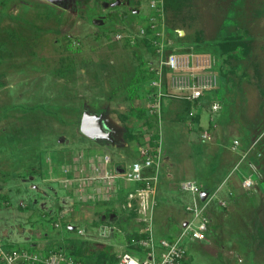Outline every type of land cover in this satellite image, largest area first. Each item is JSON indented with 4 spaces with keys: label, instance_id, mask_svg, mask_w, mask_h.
I'll return each instance as SVG.
<instances>
[{
    "label": "rangeland",
    "instance_id": "obj_1",
    "mask_svg": "<svg viewBox=\"0 0 264 264\" xmlns=\"http://www.w3.org/2000/svg\"><path fill=\"white\" fill-rule=\"evenodd\" d=\"M113 1L0 0V159H5L0 162L1 184L9 181L7 188L22 182L23 176H11L12 172L28 178L33 176L29 173L40 172L35 179L27 178L28 194L13 192V204L5 200L8 194L2 195L5 188L0 192V241L2 234L9 235L19 238L16 246L29 247L23 243L26 235L39 242L30 249L45 253L58 248L60 241L71 244L74 239L89 248L90 264H110L113 255L130 250L126 237L139 228V222L136 208L119 206L126 194L109 204L89 193L84 202L75 180L63 186L64 174L53 179L43 171L49 167L43 158L57 150L56 162L74 167L70 175L76 171L80 180L82 151L86 157H118L111 163L124 168L138 158L137 148L143 144L128 133L140 129L145 139L159 133L164 160L169 166L177 163L173 170L179 175L171 176L175 182L192 177L185 167L193 160L199 175L192 178L206 187L216 183L222 171L229 172L233 163L237 173H248L253 180L245 187L240 173L233 186L235 198L219 203L224 214L212 220L209 240L186 244L187 264H264V240L259 235L260 227L264 228V0H191V6L186 5L176 21L183 37L173 36L170 47L210 58L217 70L225 60L230 71L228 87L214 111L212 98L205 106L196 109L193 105L188 110L182 98H162V126L158 117L153 127L142 111L150 93L136 86L144 67L157 60L153 46L143 39L129 46L114 31L139 30L151 13L150 0L118 5H112ZM167 13L173 16L172 11ZM99 18L104 23L94 22ZM231 36L240 44L226 52L228 46L223 43ZM85 109L104 114L115 141L83 134L80 126ZM87 145L94 147L92 151ZM241 147L246 150L239 157L236 152ZM217 160L220 166L215 171ZM34 166L39 170H31ZM166 173L170 176L171 171ZM159 182L156 241L183 229L177 215L186 201L180 192L181 201L175 204L166 186L159 191ZM216 190L208 191L215 196ZM115 208L119 215L111 217ZM105 227L109 230L104 235L100 232ZM80 229H85L84 234Z\"/></svg>",
    "mask_w": 264,
    "mask_h": 264
},
{
    "label": "built area",
    "instance_id": "obj_2",
    "mask_svg": "<svg viewBox=\"0 0 264 264\" xmlns=\"http://www.w3.org/2000/svg\"><path fill=\"white\" fill-rule=\"evenodd\" d=\"M151 13L148 20L136 32L116 31L119 39H125L131 45L146 36L152 40V53L157 60H152L148 65L154 73L149 79V88L152 89L151 99L148 106L150 111L156 113L162 126V98L175 96L182 100L198 99L200 106H205L207 99L217 90L220 84L219 71L213 69L214 61L210 58H203L194 52H184L177 48H171L170 44L173 35L168 31V13L165 0H150ZM150 27V31L147 27ZM179 30V29H177ZM169 32L170 37H169ZM172 36V37H171ZM221 103L218 98H213L211 110H217ZM194 113V111H192ZM160 126V127H161ZM162 133V132H161ZM207 136V132L203 133ZM163 142L153 147L150 141L139 146L138 158L129 166L118 168L113 165L112 157L108 154L98 158L88 156L81 152L83 158L82 178L79 179L74 167L67 163L63 164V177L61 183L64 186L70 185L75 180V187L82 192V199L85 198L86 186L94 187L95 190L103 193L104 200L120 199L122 190L126 191V200L119 203L122 209H137L139 222V233L143 234L134 243L140 244L142 252L133 253L130 250L121 252L116 264H187L188 241H203L208 239L212 226V217L208 205L214 200V196L208 194L203 196L204 189L194 179H187L180 182V189L190 197L185 205V211L189 215L182 230L178 233L161 238L156 241L155 210L159 204L158 182L163 170ZM72 173L73 175H70ZM81 181V182H80ZM133 184L132 188H130ZM245 187L253 184L251 177L246 176L243 180ZM89 187V188H90ZM208 191V190H207ZM100 232L106 234L107 229ZM105 231V232H104ZM85 229L79 233L84 234ZM0 264H84L78 262L73 254H70L64 247L60 246L55 250L40 252L37 249H30L26 246H13L6 248L4 242L0 241Z\"/></svg>",
    "mask_w": 264,
    "mask_h": 264
},
{
    "label": "crops",
    "instance_id": "obj_3",
    "mask_svg": "<svg viewBox=\"0 0 264 264\" xmlns=\"http://www.w3.org/2000/svg\"><path fill=\"white\" fill-rule=\"evenodd\" d=\"M240 13H241V11H240ZM178 29H180V28H178ZM88 147H86V148H88V149H90L91 151H92V149L94 148V147H92L91 145H87ZM58 148H60V147H58ZM58 148H56V149H58ZM63 149L62 150H64L65 151V149H64V147H62ZM174 148H177V147H174ZM245 148V149H244ZM169 149H171V147H169ZM173 149V148H172ZM61 150V149H60ZM60 150H58V151H60ZM137 150L139 151V147L137 148ZM241 151H238V152H236V154L240 157L241 155H242V153L246 150V147H241V149H240ZM137 151V152H138ZM2 152H3V149H0V155L2 154ZM61 152V151H60ZM83 153H84V151H82ZM59 154V152L57 153V150L55 151L54 150V152H48L47 153V155H46V157H44L43 158V160L44 161H49L48 163H46V165L47 166H49L46 170H44L43 169V171H45V172H47V174H49L53 179H54V177L55 176H58V178H59V176H61V174H63V171H62V165L63 164H60V163H62L61 161L62 160H59L60 162L58 163V162H56V160H55V157L54 156H56L57 157V155ZM257 154V153H256ZM91 156V155H90ZM85 158H88V157H86L85 156ZM112 158H113V160H117V158L118 157H115V156H112ZM10 159V158H9ZM52 161H54V162H51L50 160ZM42 160V161H43ZM5 161V159H0V162H4ZM6 161H8V158L6 159ZM115 162V161H114ZM223 162V165L225 164V162L224 161H222ZM116 164H120V163H122V162H115ZM52 164H56V165H53V166H51ZM83 164V163H82ZM211 164V163H210ZM40 165H42L41 163L39 164V167H41V168H44L43 166H40ZM176 165H177V163H175L174 165H171V166H169V164H167V161H165L164 160V158H163V172H162V175H161V177H160V182H159V184H160V186H159V191H162L161 189V186L163 187V186H166V190H167V196H170V197H172L173 198V202L175 203V204H177L178 203V201H181V196H182V200H184L185 201V199H186V201L182 204V212H180L178 215H177V219L179 220L178 222H181V226H182V228L184 227V225H185V223H186V221L188 220V218H189V215L186 213V211H185V205L189 202V200H190V197L188 196V195H186V194H184V192L182 191V189H180V182L181 181H184V180H187V179H194V180H196V181H198L199 182V180H197V177H195V178H192L193 177V174H195V175H199L198 174V172H197V166H195L196 165V163H194V160L193 161H189V162H187V165H186V167H185V173H188V175L190 174V175H192V177L191 176H186V177H183V178H180V179H178V181L177 182H175L174 180H173V178L172 177H174V175L175 174H177V173H175L176 171L175 170H173V169H176ZM211 165H214V163H212ZM32 166V165H31ZM220 166V162H219V160H217L216 162H215V166H214V169H215V171H217L218 170V167ZM37 166H34V167H31L32 169L34 168L35 170H37V168H36ZM169 168L168 170H170L171 171V173H170V176L166 173V172H168V170H166V168ZM195 169H194V168ZM231 168H230V170H229V172H225L224 173V171H222L221 173H220V176L219 177H217L216 178V183H214V182H212L211 183V186H209L208 188H210V189H217L216 191H217V193H216V195L214 196L215 198V200H213L211 203H212V206H211V204H210V207H209V213H210V215H211V217H212V220L214 221L215 219H217V217L218 218H220L222 215L221 214H224V212L222 211V208L221 207H219V203L221 204V201L222 200H225V203L224 204H226V203H228L227 202V200L229 199V198H232V199H234L235 198V194H233V190L235 189L233 186H235L236 187V183L238 182V178L240 177V175L243 173V171H242V173H241V171L239 170V172L237 173V165H235L234 163L230 166ZM165 168V169H164ZM31 169V170H32ZM41 170V169H40ZM255 170H256V168H255ZM38 171V170H37ZM187 171V172H186ZM31 172V171H30ZM40 173V172H39ZM38 172H33V173H29V175H33L32 177L30 176L29 178L28 177H26V175H24V174H22V173H19V172H12L10 175L11 176H15V177H18V176H23L22 178H20V179H22V182H17V184L15 185V186H11L10 184H9V186L6 188L5 187V184H7L9 181H5V180H3V184H1V180H0V192H2V190L5 188V192H3V194L2 195H4V194H8L10 197H8L7 199H5V200H8V202H11L12 201V204H13V200H12V196H13V194L14 193H21V192H25L26 194H28V192H27V190H29L27 187H26V185H29V181H27L28 179H33L34 177L36 178V175H38L39 174ZM184 173V174H185ZM241 173V174H240ZM256 173H257V171H256ZM236 174V175H235ZM252 174V173H251ZM177 175H179V173L177 174ZM239 175V176H238ZM243 178L244 177H246V176H249L250 174H248V173H243ZM25 176V177H24ZM172 176V177H171ZM28 178V179H27ZM34 178V179H35ZM210 181V180H209ZM227 181V182H226ZM242 181H243V179H242ZM211 182V181H210ZM13 183V182H12ZM176 183V184H175ZM200 183V182H199ZM206 183H208V182H206ZM25 185V186H24ZM204 185H205V183H204ZM131 187L133 186V184H131L130 185ZM86 187H88V188H85L84 190V192H85V198L84 199H82V201H84V202H86V199H87V197L86 196H89L88 194L89 193H91L92 194V196H95L96 195V197H98V199H101V200H104V198L102 197L103 196V193L101 192V191H97V190H95V188L94 187H90V186H86ZM90 187V188H89ZM243 188V187H242ZM245 189V188H244ZM123 192L121 193V196H122V194L124 193V190H122ZM14 192V193H13ZM181 192V196H180V193ZM12 194V195H11ZM179 194V195H178ZM1 194H0V196H2ZM163 195V194H162ZM1 198V197H0ZM96 201H98V200H96ZM105 202H108L109 204L110 203H112V202H115V201H120V199H112V201H109V200H104ZM214 202H217V206H215L216 205V203L214 204ZM120 203V202H119ZM12 204H7V205H12ZM222 206V205H221ZM119 207V206H118ZM22 208V207H21ZM224 209V208H223ZM226 210V209H225ZM181 228V227H180ZM114 229H115V227H114ZM2 240H3V242H5V241H10V242H13V243H18V242H20L18 239L19 238H15V237H13V236H4L3 234H2ZM209 240V239H208ZM23 243L25 244V245H29V247H31V246H38L37 244H39V242H36V240H33V239H31L30 237H27L26 235H24V237H23ZM60 243H66L65 241H60L59 242V244ZM59 244H57V246L56 247H59L60 245ZM29 247H27V248H29ZM34 249V248H33ZM36 249V248H35ZM55 250V249H54ZM121 254V252L120 253H118V256ZM117 256V257H118Z\"/></svg>",
    "mask_w": 264,
    "mask_h": 264
},
{
    "label": "trees",
    "instance_id": "obj_4",
    "mask_svg": "<svg viewBox=\"0 0 264 264\" xmlns=\"http://www.w3.org/2000/svg\"><path fill=\"white\" fill-rule=\"evenodd\" d=\"M1 1H5V0H1ZM190 2L191 0H165V4H166V7H167V10L168 11H172L173 12V16H168V20H167V28H168V31L172 33V35L176 38V39H179L180 37H183L182 34L179 32V30H177L178 28L176 27V21L177 19H179V15H181V12H183L186 8V5L189 6L190 5ZM191 6V5H190ZM182 23V22H181ZM148 30L150 31V27L148 26L147 27ZM121 29H115L114 31H120ZM110 32V31H109ZM109 34V33H108ZM237 38V36H236ZM145 42H148V45L150 43H152V40L150 39V37L146 36L144 38H142ZM141 39V40H142ZM141 40H139L138 42L140 43ZM126 44H128L130 46V42L129 41H126L125 42ZM224 46H228L226 52L230 49H237V47H239V44H240V41L238 42L237 39H235L234 36H231L229 38L226 39V41L223 43ZM223 46V47H224ZM152 52V50H151ZM222 52V51H221ZM222 54H226L225 51L222 52ZM220 55V54H219ZM229 56V55H228ZM232 56V55H230ZM222 62L224 64H226L225 60H222ZM222 63L219 64V69H218V73H219V76L221 78L220 80V84L221 86L215 90L213 92V94L209 97L210 98H218L219 97V100L220 101H223L222 98H224V89L225 87H228V84H227V79H228V73H230L229 71V68L226 67V65H224ZM229 64V63H228ZM154 72L151 71L149 65H146L143 69V72L140 73L139 76H137V82L138 84L136 85L137 86V90H139L140 88L144 87L147 92H149L150 94L152 93V89L149 88L148 84H149V79L151 77V75L153 74ZM0 77H2L1 73H0ZM3 83H1L0 81V86L2 85ZM222 91V92H221ZM222 93V95H218L216 96L214 93ZM148 94L147 97L150 99L151 98V95ZM199 101L198 99H194V100H186L184 101V106L185 108L188 110V109H191V107L194 105V107L198 106V108L196 109H199ZM222 107H223V103H222ZM142 111H144L145 113H147V116L150 118L148 120V123H149V126H155L157 125V122H158V115L156 113H153L150 111V108L148 105L144 106ZM198 115H200L198 113ZM159 123V122H158ZM129 137L136 140L138 139L139 141L143 142V143H146L148 141H150V144L153 146V147H158L159 144H160V140L161 138L159 137V133L155 132L153 135H151V139H145L144 138V134L143 132L140 130V129H137V132L136 133H128ZM147 140V141H146ZM33 170V169H32ZM39 170V168H38ZM201 186L206 189V190H209L210 192L213 191V189H210L208 187H206L204 185V183H200ZM132 188V187H130ZM126 194V191L124 190V195ZM134 211L130 212V216L133 214ZM112 213H115V215L113 217H116L117 215H119V212L117 210V208L113 209L112 212H110L109 214L112 215ZM135 215V213H134ZM264 228L260 227L259 229V235L260 237L262 238V240H264ZM143 234L139 233L138 229L137 230H134V232L132 233H129L126 237V243H127V247L130 249V251H132L133 253H139V252H142L143 251V248L142 246L139 244H136L134 243V240L135 239H139ZM74 239H71V244H67V243H60L59 245L64 247L70 254H73L74 255V258L76 260H78V262H82L84 264H90L87 256L88 255V250L89 248L88 247H85V246H81V245H78L76 242L73 241ZM69 242V243H70ZM6 248H10V247H13V246H16L15 243L13 242H10V241H5L4 242ZM59 246V247H60ZM30 248V247H29ZM90 252V251H89ZM108 252H106L105 250V254H107ZM112 255V254H111ZM112 259H109V263L110 264H116V262L118 261V257L117 255H113V257H111ZM107 259V260H108ZM99 261V260H98ZM104 263V262H102ZM99 262V264H102ZM98 264V262H97Z\"/></svg>",
    "mask_w": 264,
    "mask_h": 264
},
{
    "label": "water",
    "instance_id": "obj_5",
    "mask_svg": "<svg viewBox=\"0 0 264 264\" xmlns=\"http://www.w3.org/2000/svg\"><path fill=\"white\" fill-rule=\"evenodd\" d=\"M122 0H114L112 2V5H118L121 4ZM138 10V9H137ZM97 24H102L104 23V20L101 18L96 19L94 21ZM179 32L183 34V30L179 29ZM83 119H82V124L80 126L81 131L83 134L85 133L89 137L99 140V139H107L110 140L113 139V130L111 127H109L106 117L104 114H98V113H93L89 109H85L83 111ZM209 194V191L205 190L203 192V196L206 197ZM115 213H112L111 217H113Z\"/></svg>",
    "mask_w": 264,
    "mask_h": 264
},
{
    "label": "flooded vegetation",
    "instance_id": "obj_6",
    "mask_svg": "<svg viewBox=\"0 0 264 264\" xmlns=\"http://www.w3.org/2000/svg\"><path fill=\"white\" fill-rule=\"evenodd\" d=\"M130 3V0H122V3ZM99 140H102V139H99Z\"/></svg>",
    "mask_w": 264,
    "mask_h": 264
}]
</instances>
